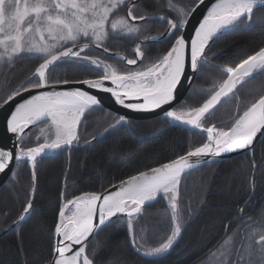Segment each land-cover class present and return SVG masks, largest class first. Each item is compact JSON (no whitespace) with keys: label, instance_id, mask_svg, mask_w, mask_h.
<instances>
[{"label":"snow or ice","instance_id":"1","mask_svg":"<svg viewBox=\"0 0 264 264\" xmlns=\"http://www.w3.org/2000/svg\"><path fill=\"white\" fill-rule=\"evenodd\" d=\"M252 27H264V0H0V86L6 92L0 108L20 98L6 117L11 144L0 146V174H7L11 184L27 166L32 184L22 212L8 227H18L34 211L41 160L49 153L88 148L98 138L80 131L88 126L89 116L105 112L100 135L120 129L133 134L138 122L130 113H153L161 121L157 132L179 127L204 137L203 143L190 142L184 154L131 175L112 189L64 198L65 189L48 264H99L106 243L96 237L109 225L123 226L138 254L162 258L179 242L193 214L182 195V177L229 153L250 157L242 185L245 198L206 260L264 264V208L246 214L257 175L264 181V155L256 159V145L264 144V46L235 67L211 63L219 55L212 47L222 36ZM156 44L163 47L153 48ZM26 58L41 62L16 82L18 62ZM210 69L220 75L213 77L211 87L196 88L193 82L208 76ZM257 78V94L241 101L240 88ZM185 83V92L206 98L189 103L193 97L180 92ZM101 92L124 111L106 110ZM233 100L236 110L230 121L212 122L219 106ZM159 200L166 202L165 210L148 213ZM149 215H159L167 224L155 244L148 242L147 229L139 227Z\"/></svg>","mask_w":264,"mask_h":264},{"label":"trees","instance_id":"2","mask_svg":"<svg viewBox=\"0 0 264 264\" xmlns=\"http://www.w3.org/2000/svg\"><path fill=\"white\" fill-rule=\"evenodd\" d=\"M123 14V13H122ZM149 35H156L155 32ZM259 46H264V27H252L246 31L230 32L222 36L212 47L218 58L214 65L235 67L242 59L251 55ZM132 47V46H129ZM163 47L156 44L153 48ZM113 49L112 52H115ZM125 55L131 53L120 48ZM99 51L91 53L97 55ZM150 55H155L152 51ZM211 55V53H209ZM103 58V57H101ZM41 61L24 59L18 62L16 82L28 75ZM114 62V61H109ZM210 74L197 79L196 88L211 87L210 81L220 74L210 69ZM56 75V73H53ZM261 78L245 84L238 96L247 101L257 94ZM207 81V82H206ZM2 84V78H0ZM6 92L0 86V97ZM187 97H193L188 93ZM206 98L194 96L189 103H201ZM236 101L219 106L212 122L220 125L230 121L235 112ZM133 134L124 129L105 134L92 142L88 148L73 150L48 156L41 160L37 169L34 211L14 229L0 237V264H48L54 244V222L64 198L82 193L100 192L104 188L119 183L131 175L154 167L158 162H166L187 151L189 143L199 145L204 137L196 132H188L179 127H170L157 132L161 121L157 118L137 121ZM106 126L105 112L96 111L89 116L86 128L80 131L84 136H97ZM83 144V141L81 142ZM264 144L256 145V159L259 162ZM250 157L243 156L233 160L206 164L189 174L181 181V191L185 201L190 203L193 214L183 230L179 242L173 250L160 259H146L139 256L129 243V236L123 226L109 225L96 239L106 243L100 253L99 264H209L206 257L223 237V225L236 216L237 208L245 198L246 173L250 168ZM257 188L247 215H255L264 208V181L257 175ZM31 192V173L27 166L19 170L18 177L11 184L9 180L0 189V232L17 219ZM166 202L159 200L147 209L150 214L163 212ZM7 214V216H6ZM237 225L232 224L231 228ZM139 227L147 229L150 244H155L165 233L167 227L159 215H149ZM156 232L158 234L153 235Z\"/></svg>","mask_w":264,"mask_h":264},{"label":"water","instance_id":"3","mask_svg":"<svg viewBox=\"0 0 264 264\" xmlns=\"http://www.w3.org/2000/svg\"><path fill=\"white\" fill-rule=\"evenodd\" d=\"M207 2H208V0H206V3ZM202 13H203V6L201 7V9L197 10V13L195 14V19L198 20L201 17ZM97 51L100 52L101 50H97ZM111 54H114V52H112ZM187 88H188V85H187V83H185L183 88L180 89V92H181L182 96H187L188 92H185V89H187ZM98 95H99V98L102 100L104 108L106 110H110V111H113V112H116V111H121L122 112V111H124V109H122L119 105L115 104V102H114L113 98H111L110 94L101 92V93H98ZM19 99L20 98L18 97L17 100L13 101L11 105H8V106H6L4 108H0V146L7 147V146H10V144H11V134L8 133L7 130H6V117L10 113V111L12 110L14 104L16 102H19ZM130 115H132V117L135 120H137V121H147V120H152V119L156 118L155 114H153V113H130ZM101 136H103V135H99L97 139H99ZM96 140H94V141H96ZM54 154L55 153H49L48 156H51V155H54ZM244 155H245L244 153H229V154H225L222 158H216V162L232 160V159H236L238 157L244 156ZM8 180H9V177H8L7 174H0V189L6 184V182ZM118 184L119 183H117L115 185H118ZM113 186H111V187H109L107 189H112ZM31 191H32V184H31ZM35 191H36V184H35ZM34 195H35V193H34ZM15 227L16 226H12L10 228L7 227V230H3L2 232H0V237H2L3 235L8 233L10 230L14 229ZM138 255L143 257L140 254H138ZM143 258L150 259V258H147V257H143Z\"/></svg>","mask_w":264,"mask_h":264},{"label":"rangeland","instance_id":"4","mask_svg":"<svg viewBox=\"0 0 264 264\" xmlns=\"http://www.w3.org/2000/svg\"><path fill=\"white\" fill-rule=\"evenodd\" d=\"M35 134H36V135L39 134V130H38V129L35 130Z\"/></svg>","mask_w":264,"mask_h":264},{"label":"flooded vegetation","instance_id":"5","mask_svg":"<svg viewBox=\"0 0 264 264\" xmlns=\"http://www.w3.org/2000/svg\"><path fill=\"white\" fill-rule=\"evenodd\" d=\"M247 157H249V156H247Z\"/></svg>","mask_w":264,"mask_h":264}]
</instances>
